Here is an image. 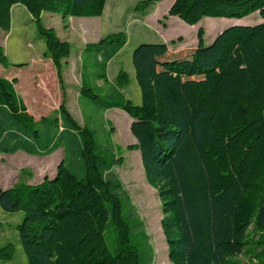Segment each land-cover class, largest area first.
I'll list each match as a JSON object with an SVG mask.
<instances>
[{"label": "trees", "instance_id": "obj_1", "mask_svg": "<svg viewBox=\"0 0 264 264\" xmlns=\"http://www.w3.org/2000/svg\"><path fill=\"white\" fill-rule=\"evenodd\" d=\"M107 1L0 0V29L7 32L13 7L28 10L63 93L57 110L36 119L16 90L17 78L0 74V154L44 156L63 149L54 175L0 189L2 210L23 215L17 230L26 264H153L145 222L114 169L123 157L68 109L63 66L72 45L42 20L44 12L102 16ZM160 1L142 0L137 8ZM256 12L264 19V0H174L168 15L196 25L206 17L241 19ZM198 41L182 53L157 43L135 48L141 104L122 91L129 82L124 69L119 86L104 88L126 33L87 43L79 96L104 110L121 108L133 119L136 142L128 149L140 151L159 196L172 264H264V22L229 28L210 46L200 27ZM0 65H11L1 42Z\"/></svg>", "mask_w": 264, "mask_h": 264}, {"label": "rangeland", "instance_id": "obj_2", "mask_svg": "<svg viewBox=\"0 0 264 264\" xmlns=\"http://www.w3.org/2000/svg\"><path fill=\"white\" fill-rule=\"evenodd\" d=\"M140 1L142 0H109L106 12L98 17L65 18L60 14L44 12L42 20L46 26L56 28L60 38L68 40L72 45L71 58L63 66L68 109L80 124L96 129L99 143L112 147L117 157H123V163L116 165L114 169L128 190L139 218L145 222L149 235L148 248L154 254L153 264H172L161 227L163 213L159 196L146 179L140 151L128 149L130 144L136 142L131 131L133 119L121 108L104 110L96 106L92 99L79 96L81 51L86 43L97 42L112 33H126V44L108 65V76L116 87L120 84L117 77L120 68L125 71L130 68L135 70L133 52L141 43L167 46V41H179L180 36H184L190 43L198 38V29L203 27L207 45L210 46L227 29L260 24L264 19L256 12L241 19L206 17L198 24L190 25L177 16L168 15L174 0H162L146 10L137 8ZM0 42L11 63L9 67L0 65V74L10 79L17 78L16 90L36 119L52 114L63 101L61 85L52 60L44 54L45 40L23 5L13 7L12 28L9 32L0 29ZM85 79L98 92L96 85L92 83L94 79L89 78L87 73ZM126 84L128 82L123 86ZM130 94L135 104H141L138 98L140 92L138 96H134V90H131ZM62 157L63 149L44 156L24 151L0 154V189L12 188L21 183L41 182L45 176L54 175ZM0 213V248H12L0 250V264H26L16 225L18 216H7L9 212L1 207ZM242 261L248 260L242 257Z\"/></svg>", "mask_w": 264, "mask_h": 264}, {"label": "crops", "instance_id": "obj_3", "mask_svg": "<svg viewBox=\"0 0 264 264\" xmlns=\"http://www.w3.org/2000/svg\"><path fill=\"white\" fill-rule=\"evenodd\" d=\"M108 2H109V0L107 1V5H108ZM107 5H106V8H105V12H106V10H107ZM104 12V13H105ZM182 22V21H181ZM168 24V23H167ZM220 32H222V30L220 31ZM180 38V40L179 41H177V40H175V39H172L171 40V42H169V41H167L168 42V45H167V48H168V50L170 51V52H175V53H182V52H185V51H189V50H191V49H193V48H196V46L198 45V38L197 39H193V41L192 42H190V43H188L187 41H186V39H185V37L184 36H180L179 37ZM205 40H206V44H208V40H207V38H206V32H205ZM87 44V43H86ZM120 52V51H119ZM116 56H118V53L116 54ZM116 56L114 57V58H116ZM71 58V56L68 58V60ZM68 60H66V62L68 61ZM120 70H121V68H120ZM127 73H128V76H129V82H128V84H126L125 86H122L121 88H122V91L124 92V94L128 97V98H132V96H131V94H130V91L132 90H134V96H138L139 95V92H140V89H139V86H138V83H137V81H136V78H135V70L134 69H129L128 71H126ZM108 78H109V76H108ZM130 85H132V88H130ZM104 88H105V90L107 91V90H109V89H111V88H114V85H113V83L110 81V78H109V82H108V84L107 85H105L104 86ZM79 90V89H78ZM140 97H138V98H140V100H141V95H139ZM1 214V213H0ZM5 214V213H4ZM7 216H18V219H17V223H16V225H18L20 222H21V220H22V218H23V215L22 214H19V213H17V214H11V213H9V214H6ZM6 216V217H7ZM5 218V217H4Z\"/></svg>", "mask_w": 264, "mask_h": 264}, {"label": "bare ground", "instance_id": "obj_4", "mask_svg": "<svg viewBox=\"0 0 264 264\" xmlns=\"http://www.w3.org/2000/svg\"><path fill=\"white\" fill-rule=\"evenodd\" d=\"M149 209V208H148Z\"/></svg>", "mask_w": 264, "mask_h": 264}]
</instances>
